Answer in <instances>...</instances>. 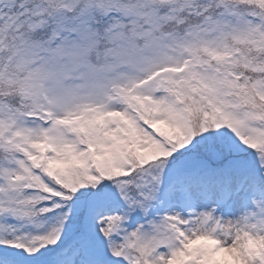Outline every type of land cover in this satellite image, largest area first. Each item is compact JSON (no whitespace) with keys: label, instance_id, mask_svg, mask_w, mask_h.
<instances>
[{"label":"snow or ice","instance_id":"snow-or-ice-1","mask_svg":"<svg viewBox=\"0 0 264 264\" xmlns=\"http://www.w3.org/2000/svg\"><path fill=\"white\" fill-rule=\"evenodd\" d=\"M0 264H264V0H0Z\"/></svg>","mask_w":264,"mask_h":264}]
</instances>
